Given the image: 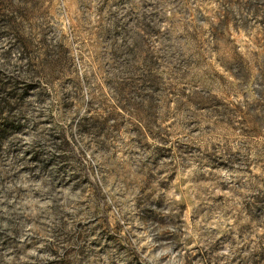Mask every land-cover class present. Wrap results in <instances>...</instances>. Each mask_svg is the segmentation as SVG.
<instances>
[{"label":"rangeland","instance_id":"374dc122","mask_svg":"<svg viewBox=\"0 0 264 264\" xmlns=\"http://www.w3.org/2000/svg\"><path fill=\"white\" fill-rule=\"evenodd\" d=\"M0 264H264V0H0Z\"/></svg>","mask_w":264,"mask_h":264}]
</instances>
